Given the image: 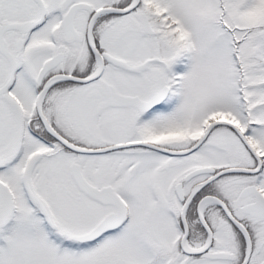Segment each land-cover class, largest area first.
Listing matches in <instances>:
<instances>
[{"label":"snow or ice","instance_id":"1","mask_svg":"<svg viewBox=\"0 0 264 264\" xmlns=\"http://www.w3.org/2000/svg\"><path fill=\"white\" fill-rule=\"evenodd\" d=\"M0 264H264V0H0Z\"/></svg>","mask_w":264,"mask_h":264}]
</instances>
